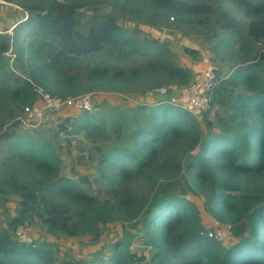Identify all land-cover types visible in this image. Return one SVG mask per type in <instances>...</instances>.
I'll use <instances>...</instances> for the list:
<instances>
[{"label": "trees", "instance_id": "1", "mask_svg": "<svg viewBox=\"0 0 264 264\" xmlns=\"http://www.w3.org/2000/svg\"><path fill=\"white\" fill-rule=\"evenodd\" d=\"M0 5L22 15L0 31V197H17L16 211L0 224V264H264V0ZM118 17L182 30L229 62L226 74L213 69L205 109L192 112L153 92L187 85L191 72L165 42ZM39 88L61 98L106 92L94 102L104 112L63 106L51 126L23 128L16 115L40 100ZM78 135L92 145L97 191L88 190L86 174L62 172L61 143ZM190 196L218 225H230L225 242L207 236ZM33 221L53 236L94 240L107 225L129 223L149 252L122 235L105 259L58 263L50 243L16 240L15 228Z\"/></svg>", "mask_w": 264, "mask_h": 264}, {"label": "rangeland", "instance_id": "2", "mask_svg": "<svg viewBox=\"0 0 264 264\" xmlns=\"http://www.w3.org/2000/svg\"><path fill=\"white\" fill-rule=\"evenodd\" d=\"M91 9L92 7L86 6L83 13L87 15L91 12ZM103 10H107V6L104 5L102 7H99L97 11ZM21 16V13L13 10L12 6L0 5V31H2L3 28L9 26L13 21L19 19ZM118 19L124 27H138V29L141 31V35L157 38L160 41L165 42L169 49L173 52L177 64L185 66L190 70L191 78L187 85L173 86L170 88V90H168V88L166 87V92L161 95L169 98L174 103H185L187 93L194 89H200L201 82L205 78V75L208 72L213 71V69L216 68L223 74H226L228 71L227 69L229 66V62H222L221 60H219L218 56L214 55L208 44L203 43L201 40L195 37L186 35L182 30L169 29L163 26H149L146 24L137 25L133 21L124 17H118ZM185 47L195 49L196 53L190 55L188 52H186ZM7 54L10 53L8 52ZM9 63L12 64V59H9ZM84 94H90L92 103L94 104L95 102L96 104L104 99V95H106L107 93L85 92ZM112 95L115 94H110L109 96ZM109 96L105 99L110 102L114 101L113 98L115 97ZM123 98L125 100H129L128 98H131V95L123 96ZM130 101L133 102L132 99H130ZM101 105L102 107L98 105L99 109L92 110L91 112L96 111L95 113L103 114V109L105 106L103 104ZM59 110L58 112H60ZM65 110L77 111V108L75 109L74 107H70ZM210 111L212 114V109ZM19 112H17V114ZM58 112H50L49 110H46L44 113V117L39 121L40 126H51L54 123V120H49V117L51 115H57ZM18 115H20V113ZM54 117L56 116H53L52 118ZM31 123L35 122L24 121L21 124L23 128H25ZM72 138L73 139L71 140L69 146H66L63 141L61 143L60 149L58 150V156L60 157L62 162V172L74 178L81 174H86L88 180L91 183L90 186H87L88 190L97 191L98 185L94 180V159H90V157H88L90 146H92L91 144H89L90 140L84 138L81 135ZM192 200L199 207L204 227L207 228L208 231L220 226L211 216L205 213V211L201 207V200L197 196L193 197ZM16 203L17 197H15L14 195H10L6 200H3L0 197L1 225L5 224L12 213L16 211ZM27 225L30 229L32 239H36L37 242L45 241L46 243H50L51 248L55 250L58 263L64 258L83 257L89 259L93 256H96L98 259H105L106 256H108L111 242L115 237H121L122 235L127 236L131 240L130 246L132 249H136L138 251L144 249L146 253L147 250L149 252V248L142 244L141 239L143 238V234L138 232L133 226H130L129 223L124 226L120 225L119 223L107 225V227L103 229L97 240L92 239L90 235L77 237H65L62 235L53 236L48 234L43 228L34 224V221L32 223H28ZM124 228L125 231H123ZM225 239L223 240L224 242ZM227 241H230L229 238Z\"/></svg>", "mask_w": 264, "mask_h": 264}, {"label": "built area", "instance_id": "3", "mask_svg": "<svg viewBox=\"0 0 264 264\" xmlns=\"http://www.w3.org/2000/svg\"><path fill=\"white\" fill-rule=\"evenodd\" d=\"M214 72L210 71L205 75V78L201 82L200 89H194L187 93L184 108L196 112L206 108L209 102V90L214 84ZM40 100L31 104L24 105L20 112V115L16 116L21 122L31 121L37 123L43 117L46 110L57 111L63 106H72L78 109L91 112L98 109L92 101L90 94H80L77 96H67L64 98L54 97L47 92L38 89ZM153 92L158 94H164L166 88L164 86H157L153 88ZM34 124V123H31ZM15 238L19 242L30 243L32 242V235L27 224H20L14 230ZM231 234V228L229 224H221L219 227L207 231V236L216 240H224Z\"/></svg>", "mask_w": 264, "mask_h": 264}, {"label": "water", "instance_id": "4", "mask_svg": "<svg viewBox=\"0 0 264 264\" xmlns=\"http://www.w3.org/2000/svg\"><path fill=\"white\" fill-rule=\"evenodd\" d=\"M0 1H3V0H0Z\"/></svg>", "mask_w": 264, "mask_h": 264}]
</instances>
